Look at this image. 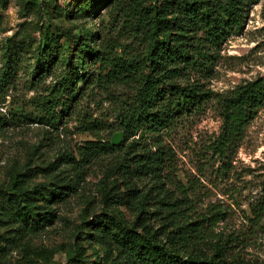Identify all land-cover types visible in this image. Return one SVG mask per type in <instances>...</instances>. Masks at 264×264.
I'll return each instance as SVG.
<instances>
[{"label": "rangeland", "instance_id": "obj_1", "mask_svg": "<svg viewBox=\"0 0 264 264\" xmlns=\"http://www.w3.org/2000/svg\"><path fill=\"white\" fill-rule=\"evenodd\" d=\"M82 2L0 0V71L9 47L14 46L19 57L14 78L0 95V190H8L14 181L27 190L57 182L75 187L71 198L53 206L56 220L38 233L15 232L17 228L0 215V236L18 237L0 264H72L74 252L81 260L78 264L108 263L103 250L84 239L83 227L101 211L104 177L127 145L138 141V136L125 140L118 131V113L131 91L121 86L89 87L69 113L57 110L56 129L39 122L65 71L59 59L49 68L42 65L50 52L62 51L65 41L90 33L89 49L98 43L112 46L118 55L139 49L130 42V23L124 17L135 0H109L79 14ZM45 40L47 49L41 55L38 45ZM218 55L210 74L190 77L214 97L200 111L179 119L163 137L172 154L162 162L160 181L164 191L190 200L196 213L212 207L221 210L214 231L230 237L232 258L264 264V204L257 207L264 199V106L249 123L239 147L225 159L211 149L221 126L219 97L264 75V0L248 8L242 26L232 31ZM35 67L40 71L37 77L32 75ZM116 135L119 139L113 143ZM109 144L117 149L110 151ZM86 146L94 149L85 150ZM118 176L109 175L107 185ZM148 187L146 180L137 183L139 191ZM119 210L132 221L128 211Z\"/></svg>", "mask_w": 264, "mask_h": 264}, {"label": "trees", "instance_id": "obj_2", "mask_svg": "<svg viewBox=\"0 0 264 264\" xmlns=\"http://www.w3.org/2000/svg\"><path fill=\"white\" fill-rule=\"evenodd\" d=\"M108 1L84 0L78 13L85 14ZM259 2L135 0V7L124 17L130 23L129 39L139 48L137 51L118 55L104 43L89 49L91 34L86 33L71 43L65 41L62 51L47 55L42 66L49 68L57 59L65 66L52 88L55 95L39 119L53 129L60 120L57 110L69 113L71 104L77 103L89 87L121 86L131 91L118 113V131L125 140L138 136V141L127 145L109 170L108 174L119 175V180L107 185L109 175L104 177L99 191L101 211L90 216L83 227L84 239L103 250L107 264H246L230 255V237L222 238L214 231L223 216L221 210L212 207L204 214L196 213L190 200L164 191L160 180L162 162L172 154L163 137L179 119L200 111L214 97L190 77L210 74L221 46L233 30L242 26L248 8ZM94 36L97 38L98 33ZM47 45V40L38 45L39 54ZM18 62L17 49L9 47L0 71V95L12 82ZM38 68L32 71L33 77L40 74ZM218 104L221 126L211 149L225 159L239 147L249 123L264 106V75L238 85L219 97ZM108 149L117 148L109 144ZM142 180L150 187L139 191L137 183ZM74 191L70 183L27 190L14 181L8 190H0V215L7 225L17 228L15 232L35 234L51 226L57 218L53 206L65 203ZM262 204L264 199L257 207ZM120 207L133 216L132 221L126 220ZM17 239L0 236V257ZM77 255L74 252L72 264L81 262Z\"/></svg>", "mask_w": 264, "mask_h": 264}, {"label": "water", "instance_id": "obj_3", "mask_svg": "<svg viewBox=\"0 0 264 264\" xmlns=\"http://www.w3.org/2000/svg\"><path fill=\"white\" fill-rule=\"evenodd\" d=\"M118 139H119V135H116V136L114 137V139H113V143H116V142L118 141Z\"/></svg>", "mask_w": 264, "mask_h": 264}]
</instances>
